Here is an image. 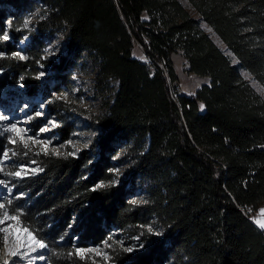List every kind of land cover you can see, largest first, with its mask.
I'll return each instance as SVG.
<instances>
[{
	"label": "trees",
	"instance_id": "obj_1",
	"mask_svg": "<svg viewBox=\"0 0 264 264\" xmlns=\"http://www.w3.org/2000/svg\"><path fill=\"white\" fill-rule=\"evenodd\" d=\"M187 1L196 17L179 0H0V86L39 90L33 75L61 34L67 59L57 67L89 64L102 103L86 115L97 131L88 149L18 154L37 171L5 175L12 189L0 203L47 245L46 264H264V230L254 222L264 209V100L239 72L264 87V0ZM176 52L208 79L194 95L177 91ZM60 79L55 92L69 74ZM6 146L0 137V163ZM125 161L130 170L116 183ZM138 185L143 198L132 203ZM3 241L0 232V249Z\"/></svg>",
	"mask_w": 264,
	"mask_h": 264
},
{
	"label": "rangeland",
	"instance_id": "obj_2",
	"mask_svg": "<svg viewBox=\"0 0 264 264\" xmlns=\"http://www.w3.org/2000/svg\"><path fill=\"white\" fill-rule=\"evenodd\" d=\"M179 1L191 16H197L187 0ZM37 14L38 11H34L31 15L26 14L23 20L24 27L32 26ZM201 27L221 49H224L232 63H235L236 60L234 57L225 50L224 45L216 35L212 33L211 29L204 23H201ZM6 40L11 41L12 38L8 37ZM24 45L25 38L17 41L15 45L18 49L16 52L18 58L21 56L25 58V54L22 50ZM132 56L140 59L143 58V52L137 43L133 45ZM63 58L67 59L65 38L63 35L57 34L54 36L53 41L49 42L44 49L43 59L46 60V64L39 63L37 66L38 73L33 75V78H36L40 84L39 90L30 94L25 91V87L22 83L0 86V115L8 117V119L0 121V137L7 142V159H4L5 153H3L2 163L12 162L13 165L19 169L22 167L26 169L29 174L32 172V169H36L37 171V166L34 164L35 162H28L27 160L20 162L22 159H18V154H20L21 157H26L29 153H45L41 150L39 144H32L31 140L28 141L29 147L25 148L14 133L5 131L11 124H17L18 127L26 131L25 139L31 137L32 140L43 142L47 145V153L51 154L53 149H56L60 153H63L65 150L77 153L80 150L88 149L93 137L96 136L97 131L86 118V115L89 113H99L102 111V103L99 97H97V89L94 84L93 70L89 64H83L80 61H78L75 66L73 65V67H70V64L64 69H62L61 66L57 67L62 63ZM69 61L71 62V60ZM171 61L177 76L176 84L178 92L187 96L194 95L201 85L208 83L207 78L197 76L188 71L186 61L180 52L173 53L171 55ZM239 72L242 78L246 80L254 91L264 100V87L244 70H239ZM41 73H43V75H41ZM1 74L2 71H0V75ZM63 74H69V82H67L66 86H61L62 89L59 92H55L54 86L60 82L62 83L60 76ZM115 83L114 81L111 85L115 86ZM57 97L61 98L57 99ZM56 102H60L62 108L57 112L54 111ZM37 113H41V115H37ZM30 117L31 119H29ZM52 123H55L57 127L53 128ZM65 126L69 128L70 132L68 136L64 138L62 133L65 131ZM42 128H48L50 130L41 132L40 130ZM11 138L16 139L15 144L9 142ZM13 153L17 155L14 158H12ZM118 158L124 159L125 152L121 151L118 154ZM2 163H0V168H2ZM129 170L130 162H119L118 166L113 170L115 182L117 183L118 180L126 178ZM0 180L5 181L4 184H0L1 199L10 192L12 188L5 179V174L3 172H0ZM139 187V185L136 187L138 195L135 201L143 198V196H140ZM147 228H151L155 234L160 233V229L155 224H151ZM117 241L121 243L124 248L130 249L129 245L122 243V239H117ZM3 245L4 241L2 246ZM104 246H107V244ZM90 250L99 255H103L106 252L104 247H93ZM101 252L102 254H100Z\"/></svg>",
	"mask_w": 264,
	"mask_h": 264
},
{
	"label": "snow or ice",
	"instance_id": "obj_3",
	"mask_svg": "<svg viewBox=\"0 0 264 264\" xmlns=\"http://www.w3.org/2000/svg\"><path fill=\"white\" fill-rule=\"evenodd\" d=\"M3 39H8V36H3ZM18 55V54H17ZM20 59H24L23 56L20 57ZM43 75V73H41ZM61 97H57V99H60ZM201 109L204 108V105L200 106ZM37 115H41V113H37ZM8 119L7 116L0 115V121H4ZM31 119V117L29 118ZM52 127L55 128L57 125L55 123H52ZM48 128H42L41 132L49 131ZM5 131L12 132L15 134L17 138L23 143L25 148L29 147L28 141L31 140L32 144H39L41 147V150L47 154V145H45L41 141L32 140L31 137H28L25 139L26 131L20 127H18L17 124H11L10 127L6 128ZM10 143L15 144L16 139L11 138ZM50 143V142H49ZM15 153H13L14 155ZM52 154L54 155H61L60 152H58L56 149L52 150ZM4 159H7V153L4 154ZM33 173H35L36 169L31 170ZM0 172H3L5 175L17 177V178H23L28 174L27 170L23 167L19 170H15L12 172H5L3 168H0ZM5 181L0 180V184H4ZM97 187H102V185H97ZM132 203H136V201H133ZM0 210H3L2 217H0V232L4 234V244H5V255L6 257H17L20 256L21 258H24L28 256L31 252H36L37 249H44L47 246L45 243L38 239L36 235L33 234V232L23 227L20 224L19 216L18 215H10L7 211V206L4 203H0ZM11 222V223H10ZM254 222L261 228L264 229V209H261L258 218L254 220ZM149 231H152L151 228H149ZM10 237L11 242H10ZM27 248L28 251H22V249ZM132 249H126V251H131ZM83 255V253H80ZM41 259L43 257H40ZM4 264H9V260L5 259Z\"/></svg>",
	"mask_w": 264,
	"mask_h": 264
},
{
	"label": "bare ground",
	"instance_id": "obj_4",
	"mask_svg": "<svg viewBox=\"0 0 264 264\" xmlns=\"http://www.w3.org/2000/svg\"><path fill=\"white\" fill-rule=\"evenodd\" d=\"M10 238V242H11ZM3 248L0 249V264H4V260H9V264H45V257L47 248L44 249H37L36 252H31L28 256L21 258L20 256L17 257H6L5 255V244L2 246ZM22 251H28L27 248L22 249ZM40 257H43L42 259Z\"/></svg>",
	"mask_w": 264,
	"mask_h": 264
},
{
	"label": "water",
	"instance_id": "obj_5",
	"mask_svg": "<svg viewBox=\"0 0 264 264\" xmlns=\"http://www.w3.org/2000/svg\"><path fill=\"white\" fill-rule=\"evenodd\" d=\"M46 246H47V245H46ZM47 253H48V252H46V256H47ZM45 264H46V257H45Z\"/></svg>",
	"mask_w": 264,
	"mask_h": 264
}]
</instances>
